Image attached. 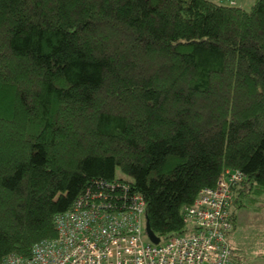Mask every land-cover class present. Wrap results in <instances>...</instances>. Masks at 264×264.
Masks as SVG:
<instances>
[{"label": "trees", "instance_id": "obj_1", "mask_svg": "<svg viewBox=\"0 0 264 264\" xmlns=\"http://www.w3.org/2000/svg\"><path fill=\"white\" fill-rule=\"evenodd\" d=\"M227 168L264 204V0H0V262L88 191L184 233Z\"/></svg>", "mask_w": 264, "mask_h": 264}, {"label": "built area", "instance_id": "obj_2", "mask_svg": "<svg viewBox=\"0 0 264 264\" xmlns=\"http://www.w3.org/2000/svg\"><path fill=\"white\" fill-rule=\"evenodd\" d=\"M243 178L239 169H225L215 187L185 207L186 231L157 243L146 231L142 195L113 202L103 191H88L55 217V237L37 242L30 256L10 254L0 264H243L229 239L233 186Z\"/></svg>", "mask_w": 264, "mask_h": 264}, {"label": "rangeland", "instance_id": "obj_3", "mask_svg": "<svg viewBox=\"0 0 264 264\" xmlns=\"http://www.w3.org/2000/svg\"><path fill=\"white\" fill-rule=\"evenodd\" d=\"M228 2L229 0H225ZM224 2V3H226ZM256 0H241L239 5L249 8ZM117 177H124L120 168H117ZM236 212V227L229 234L237 255L243 264H251L264 258V204L261 201L248 204L245 207H233ZM148 238L144 236V240Z\"/></svg>", "mask_w": 264, "mask_h": 264}, {"label": "water", "instance_id": "obj_4", "mask_svg": "<svg viewBox=\"0 0 264 264\" xmlns=\"http://www.w3.org/2000/svg\"><path fill=\"white\" fill-rule=\"evenodd\" d=\"M146 231H147V234H148L149 238H150L153 242L157 243V242L160 241V237L157 236V235L154 233V231L151 229V226H150V223H149L148 218H147V220H146Z\"/></svg>", "mask_w": 264, "mask_h": 264}, {"label": "crops", "instance_id": "obj_5", "mask_svg": "<svg viewBox=\"0 0 264 264\" xmlns=\"http://www.w3.org/2000/svg\"><path fill=\"white\" fill-rule=\"evenodd\" d=\"M215 1H218V2H226L225 0H215ZM230 1V0H229ZM228 1V2H229ZM236 1V3L238 4V2H240L241 3V0H235ZM239 5V4H238Z\"/></svg>", "mask_w": 264, "mask_h": 264}]
</instances>
